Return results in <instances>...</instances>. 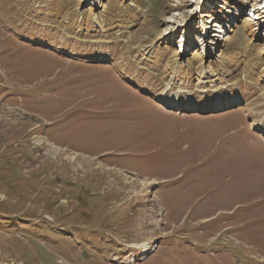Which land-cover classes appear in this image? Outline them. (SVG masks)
I'll return each instance as SVG.
<instances>
[{
    "label": "rangeland",
    "instance_id": "1",
    "mask_svg": "<svg viewBox=\"0 0 264 264\" xmlns=\"http://www.w3.org/2000/svg\"><path fill=\"white\" fill-rule=\"evenodd\" d=\"M0 264H264V0H0Z\"/></svg>",
    "mask_w": 264,
    "mask_h": 264
},
{
    "label": "bare ground",
    "instance_id": "2",
    "mask_svg": "<svg viewBox=\"0 0 264 264\" xmlns=\"http://www.w3.org/2000/svg\"><path fill=\"white\" fill-rule=\"evenodd\" d=\"M145 249V248H144ZM144 252H145V250H144Z\"/></svg>",
    "mask_w": 264,
    "mask_h": 264
}]
</instances>
